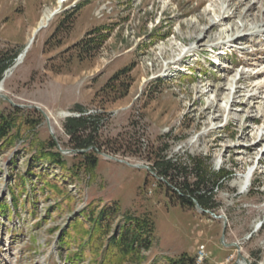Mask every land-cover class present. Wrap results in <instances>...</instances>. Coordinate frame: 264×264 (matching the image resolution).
<instances>
[{
  "label": "rangeland",
  "instance_id": "rangeland-1",
  "mask_svg": "<svg viewBox=\"0 0 264 264\" xmlns=\"http://www.w3.org/2000/svg\"><path fill=\"white\" fill-rule=\"evenodd\" d=\"M58 1L0 0V60L17 57L0 81V112L18 133L12 147L0 146V202L11 189L17 198L0 213V264H66L57 234L88 204L108 201L121 207L108 238L126 214L153 222L152 245L133 264L182 255L199 264L203 246L200 264H264V28L252 29L264 0ZM88 115L98 117L81 134L92 132L102 148L92 172L59 148L74 146L65 120ZM38 150L60 152L64 166L34 162ZM156 150L194 171L200 163L209 177L225 170L212 207L182 206L168 180L139 167L154 165ZM29 163L34 189L18 194ZM68 170L73 179H63ZM50 180L60 194L41 192ZM92 256L68 264H94Z\"/></svg>",
  "mask_w": 264,
  "mask_h": 264
},
{
  "label": "trees",
  "instance_id": "trees-1",
  "mask_svg": "<svg viewBox=\"0 0 264 264\" xmlns=\"http://www.w3.org/2000/svg\"><path fill=\"white\" fill-rule=\"evenodd\" d=\"M15 57L16 54H12L7 58L2 57L0 60V81L4 71L9 67L10 63H13ZM124 69L122 71H125ZM75 109L84 110V106L77 104ZM96 117L98 115L71 116L64 122L65 130L71 136V142L74 144L72 148L86 149L84 152H77L80 160H78L76 166L78 168V165L83 163L87 172H92L96 169L99 155L98 151H101L102 148L96 142V138L92 132H89L86 136H82L81 133L88 129L89 124L93 123L92 119H96ZM14 124L15 121L13 119L6 117L0 112V146L3 149L10 148L14 144L16 135L18 134L17 131L15 133L11 132ZM51 147H55L54 142H52ZM154 154V165L150 166L152 171L157 176L168 180V190L174 193L182 206L194 207L197 201L204 209L212 207L213 191L215 185L216 187L219 186L217 178L226 175L225 170L222 169L218 174H213V179V177H209L203 171L200 163H194L196 169L194 171L193 167L191 166L190 169L186 163H179L171 158L166 160L159 159L158 150ZM48 155L43 150H38L37 153L35 152L32 155V160L34 162H40L48 159L53 164L64 166L65 161L61 159L62 155L60 152L52 150ZM66 168L64 167V169ZM68 171L69 173L65 174L63 179L70 180L75 177L74 175L76 174L72 170ZM27 172L32 177L23 176L21 181L17 182L16 188L18 194H29L26 182L38 175L32 163H29ZM44 176L46 177L47 174H41L40 178L45 179ZM181 177L183 180L179 181ZM46 189L53 190L54 192L57 191L59 194L63 191L62 188L57 186L55 180L46 182V186H43V191L41 192H45ZM12 192L14 193V190ZM15 201L17 202L16 198ZM73 203L70 200L68 202L66 200L62 206L70 207ZM120 211L121 207L118 202L108 201L103 205L100 202H95L88 204L79 213L74 215L64 228L61 236L69 249L73 244H76L78 247L77 251H70L71 253H68L69 259H77L81 255H84V253H87V251H90L93 255L91 262L94 264H98L100 259H102L103 264H133L135 261L141 262L142 250L148 249L152 245L153 222L147 217L126 214L124 216V224L119 226L116 235L108 238L106 236ZM189 259L194 258L182 255L176 260L168 261V263H156L155 261L151 264H189Z\"/></svg>",
  "mask_w": 264,
  "mask_h": 264
},
{
  "label": "bare ground",
  "instance_id": "bare-ground-1",
  "mask_svg": "<svg viewBox=\"0 0 264 264\" xmlns=\"http://www.w3.org/2000/svg\"><path fill=\"white\" fill-rule=\"evenodd\" d=\"M66 0H59L58 2H59V4L60 5H63L62 3L63 2H65ZM60 5L57 7V8H53V9H47V10H45L44 11V13H43V15L41 16V18L39 19V22H38V25H37V27H40V29H41V27H44L45 25H47L50 21H51V18L56 14V12H58V9L60 8ZM37 27H35V29H34V31H33V34H34V32H35V30L37 29ZM264 28V19H263V21L262 22H260V23H258L257 25H255L252 29L253 30H256V32L258 31H261L262 29ZM237 29V28H236ZM239 30V29H238ZM235 32V31H234ZM238 32V31H237ZM241 33V32H240ZM239 35V34H238ZM237 35V36H238ZM224 37H226L225 39H230V38H235L236 36L235 35H229V34H227V35H225ZM24 53L25 52H23V53H21L22 55H20V57L18 58V61H17V64L18 63H20L21 61H22V59H23V57H24ZM8 73H9V71H8ZM7 73V74H8ZM8 76V75H7ZM5 78V77H4ZM3 89V83H0V90H2ZM62 115H68V113L67 112H63V113H61ZM241 180H243L244 182H245V185H247L248 183L247 182H249V175L248 174H246V175H244L243 177H242V179ZM247 183V184H246Z\"/></svg>",
  "mask_w": 264,
  "mask_h": 264
},
{
  "label": "water",
  "instance_id": "water-1",
  "mask_svg": "<svg viewBox=\"0 0 264 264\" xmlns=\"http://www.w3.org/2000/svg\"><path fill=\"white\" fill-rule=\"evenodd\" d=\"M59 148H60V150H62L64 152H75V153H77V152H84V151H86V149H62L60 146H59ZM90 148H92V147H90ZM90 148H88V149H90ZM97 150H99V149H97ZM105 155L108 156V157L113 158V156H111V155H108V154H105ZM127 163L130 164V165H132V166H139L137 164H132L130 162H127ZM139 167L147 168V169H149V170L152 171L151 167L150 166H147V165H140ZM196 206L198 208H201V205L197 201H196Z\"/></svg>",
  "mask_w": 264,
  "mask_h": 264
},
{
  "label": "built area",
  "instance_id": "built-area-1",
  "mask_svg": "<svg viewBox=\"0 0 264 264\" xmlns=\"http://www.w3.org/2000/svg\"><path fill=\"white\" fill-rule=\"evenodd\" d=\"M197 258H198V263L199 264L202 263L203 259L205 258L204 246L200 248Z\"/></svg>",
  "mask_w": 264,
  "mask_h": 264
}]
</instances>
